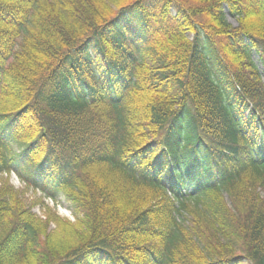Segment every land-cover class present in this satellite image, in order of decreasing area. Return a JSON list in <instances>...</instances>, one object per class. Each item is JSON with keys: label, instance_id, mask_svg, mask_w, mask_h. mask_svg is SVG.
<instances>
[{"label": "trees", "instance_id": "16d2710c", "mask_svg": "<svg viewBox=\"0 0 264 264\" xmlns=\"http://www.w3.org/2000/svg\"><path fill=\"white\" fill-rule=\"evenodd\" d=\"M38 1L0 0V174L77 219L7 186L0 264H264V0Z\"/></svg>", "mask_w": 264, "mask_h": 264}, {"label": "rangeland", "instance_id": "374dc122", "mask_svg": "<svg viewBox=\"0 0 264 264\" xmlns=\"http://www.w3.org/2000/svg\"><path fill=\"white\" fill-rule=\"evenodd\" d=\"M50 2V0H40L36 3L35 11L37 10V13H41L46 8L47 4ZM229 22L232 23L234 26H238L237 19L229 15ZM32 27L28 28V30L25 31L23 36L19 39V46L15 49L16 52L21 53L23 45L26 44L31 38L30 34L32 32V35L35 33V30H33ZM29 31V32H28ZM23 44V45H22ZM22 45V46H21ZM155 50H160V46L158 44H153L152 46ZM153 54H147L146 55V62L143 66L136 68L137 75H144L146 74V70H144V67L147 63L150 61V56ZM20 54L17 55V58H19ZM11 65V67H10ZM21 63L18 62V60L13 59L9 61L7 66H9L8 75L17 70L20 67ZM145 71V72H144ZM139 91H135L132 93V98L136 97ZM3 108V104L0 103V109ZM93 171V170H92ZM105 171V172H102ZM99 172H102V178L105 180L106 178L111 176L110 168H104L101 170H96L93 173L90 172V177H93V174H97ZM244 177V176H243ZM244 180L247 181L244 177ZM250 185V183L239 185L236 188L233 189V194H237V192L241 190H246ZM7 186H12L15 189L19 190L21 192V199L26 203V205L31 206V210L34 214L37 215L39 219L42 220V224H47L46 232L56 233L57 237H59V240L66 239L67 234L65 231H61V226L58 223V221L62 222H69L74 223L76 221V211L74 207V194H60L55 199H50L47 197H44L41 192L36 191L31 188H27L24 186L23 182L15 175V174H0V192L2 189L6 188ZM76 196H81L82 192L80 190L75 191ZM222 199L227 203L229 200H232V197L227 194H221ZM190 216V215H189ZM189 218V217H188ZM47 221V222H46ZM66 234V235H65Z\"/></svg>", "mask_w": 264, "mask_h": 264}]
</instances>
